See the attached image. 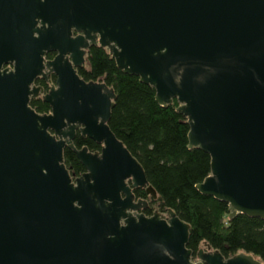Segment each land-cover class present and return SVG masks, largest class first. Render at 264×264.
I'll return each instance as SVG.
<instances>
[{"label": "water", "instance_id": "95a60500", "mask_svg": "<svg viewBox=\"0 0 264 264\" xmlns=\"http://www.w3.org/2000/svg\"><path fill=\"white\" fill-rule=\"evenodd\" d=\"M91 47L160 106L178 102L189 149L211 158L196 189L227 203L230 220L264 221V0H0V264H263L211 249L195 261L188 223L141 212L150 203L133 191L158 194L109 126L115 90L78 73ZM51 74L42 115L34 84ZM78 131L101 152L78 149Z\"/></svg>", "mask_w": 264, "mask_h": 264}, {"label": "trees", "instance_id": "16d2710c", "mask_svg": "<svg viewBox=\"0 0 264 264\" xmlns=\"http://www.w3.org/2000/svg\"><path fill=\"white\" fill-rule=\"evenodd\" d=\"M86 82H102L117 95L109 126L145 170L149 185L158 194L156 201L145 189H135L137 199L147 200V216L156 211L173 210L191 226L188 248L195 259L200 250L222 254L226 258L239 253L255 255L264 264V221L240 215L229 219L227 203L202 195L196 186L211 174V158L200 149H189L190 127L178 112L179 104L164 108L156 101V91L136 76L124 74L109 51L92 47L85 68L78 71ZM39 114H48L51 106L41 99L31 101ZM78 149L90 152L101 148L94 141L78 138ZM65 164L71 174L80 176L85 167L76 154L67 149Z\"/></svg>", "mask_w": 264, "mask_h": 264}, {"label": "flooded vegetation", "instance_id": "af4514ba", "mask_svg": "<svg viewBox=\"0 0 264 264\" xmlns=\"http://www.w3.org/2000/svg\"><path fill=\"white\" fill-rule=\"evenodd\" d=\"M76 35H77V34H74V36H76ZM91 48H92V47H91ZM91 48H90V49H91ZM90 49H89V50H90ZM89 50H88V51H89ZM88 51H87V55H86V62H85V65L83 66V68H85V66H86V64H87ZM55 57H56V54H55V53H49V54L45 57V61L47 62V61L54 60ZM7 67H10L11 69H13L12 66H7ZM83 68H80V69H83ZM80 69H78V71H79ZM47 72H48V71H46L45 73H47ZM56 82H57V78H56L55 74H51V75H49L47 78H45V77H43V76L39 77V78L35 81L34 86L37 87V88H41V89H43L44 93H42L38 98H33L32 100H36V99H41V100H43V95L49 93V92L51 91V89H52L54 86H56ZM32 100H31V101H32ZM43 101H44V100H43ZM50 112H51V111H50ZM50 112H49V113H50ZM78 138H81V139H83V140H87V139H89V138H85V137H83V136L81 135V133L78 131V132H77V135H76V138H75V140H74V144H75V142L77 141ZM99 146H100V145H99ZM101 150H102V146H101L100 149L94 151L93 153L101 152ZM85 172H86V170H85ZM85 172H84V173H85ZM84 173H83V174H84ZM83 174H81V175H83ZM81 175H80V176H81ZM77 177H79V176H77ZM149 207H150V205H149ZM149 207H148V208H149ZM148 208L141 210V212L144 213V214L146 215V212H145V211H146ZM155 212H157V211H154V213H155Z\"/></svg>", "mask_w": 264, "mask_h": 264}, {"label": "rangeland", "instance_id": "374dc122", "mask_svg": "<svg viewBox=\"0 0 264 264\" xmlns=\"http://www.w3.org/2000/svg\"><path fill=\"white\" fill-rule=\"evenodd\" d=\"M155 210L154 211H156L157 209L156 208H154ZM195 261H199L198 259H196Z\"/></svg>", "mask_w": 264, "mask_h": 264}]
</instances>
